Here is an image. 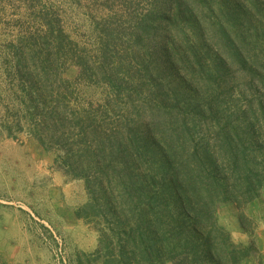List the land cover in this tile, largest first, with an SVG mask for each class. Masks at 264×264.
Segmentation results:
<instances>
[{"label": "trees", "instance_id": "1", "mask_svg": "<svg viewBox=\"0 0 264 264\" xmlns=\"http://www.w3.org/2000/svg\"><path fill=\"white\" fill-rule=\"evenodd\" d=\"M144 1L148 8L142 15H129L124 21L133 8L127 3L123 23L105 20L103 26L100 24L98 61L97 57L96 61L86 57V47L79 45V55L67 49L65 43L74 41L57 16L49 13L41 19L46 32L43 41L29 46L15 63L9 62L11 70L27 85V89L23 84L21 87L19 109L26 115L24 122L18 119L19 123H24L45 150L59 152L55 164L65 175L85 179L89 190L98 184L105 198L113 194L112 177L124 170L116 152L125 153L133 137H129L124 119L112 125L103 122L110 111L94 112L93 105L79 109L72 83L63 76L68 66L79 68V81L86 84L102 79L108 93L116 98H122L124 90L128 99L140 98L141 87L147 84L137 78L138 84L129 80L131 69L137 65L123 63L124 56L115 50L132 30L127 47L137 48L145 59L152 56V50L164 51L175 76H182L184 88L206 85L216 97L221 81L233 69L246 67L251 49L247 41L254 0ZM138 66L146 78L152 77L149 63ZM125 67L127 73L119 71ZM176 89L179 96L181 90ZM164 120L157 115L151 124L156 129ZM219 132L224 136L223 165L207 143L209 146L201 149L196 146L185 164L182 160L178 167H169L172 182L177 184L170 195L177 203H87L77 212L79 219L95 224L99 233L97 249L86 254L88 264H242L255 258L254 245L236 243L219 214L231 205L242 210L260 197L264 190V146L256 144L253 137L236 136L237 127L226 125ZM187 135L184 139L194 140L191 132ZM238 219L243 223L244 215Z\"/></svg>", "mask_w": 264, "mask_h": 264}, {"label": "rangeland", "instance_id": "2", "mask_svg": "<svg viewBox=\"0 0 264 264\" xmlns=\"http://www.w3.org/2000/svg\"><path fill=\"white\" fill-rule=\"evenodd\" d=\"M127 3L133 7L128 14L124 9ZM252 3L248 64L228 72L216 97L206 85L203 89L184 88L182 76H175L164 51L152 50V56L145 59L137 48L127 47L132 30L115 50L124 56L123 63L137 65L129 80L138 84L137 78L147 84L141 87L140 98L128 99L125 90L122 98H116L99 78L93 85L81 82L76 66L63 72L72 83L79 109L93 105L94 112L110 111L103 122L112 125L124 119L129 137H133L125 153L116 152L124 170L112 177L113 194L105 198L98 184L89 190L85 179L65 175L55 164L59 152L45 150L26 130V114L19 107L22 84L27 85L9 62L26 54L36 41H43L46 32L41 19L49 13L57 16L74 41L65 43L67 49L79 55V45L86 47V57L98 61L100 24L105 20L121 24L124 11L126 21L129 15H142L148 4L144 0H0V264H88L86 254L97 249L99 233L95 224L77 217L87 203H177L170 195L177 184L172 182L169 167H178L182 160L185 164L196 146L209 145L223 165L224 136L219 131L226 125L237 127L236 136L253 137L256 144L264 146V0ZM148 63L152 77L146 78L138 64ZM126 67L119 71L127 73ZM158 84L164 87L158 88ZM176 88L182 91L179 96ZM157 115L165 120L154 129L151 119ZM188 132L194 140L184 139ZM241 214L243 223L238 219ZM219 218L236 243L254 245L255 258L242 264H264V190L242 210L235 205L223 208Z\"/></svg>", "mask_w": 264, "mask_h": 264}, {"label": "crops", "instance_id": "3", "mask_svg": "<svg viewBox=\"0 0 264 264\" xmlns=\"http://www.w3.org/2000/svg\"><path fill=\"white\" fill-rule=\"evenodd\" d=\"M262 248H264V241H263V245H262Z\"/></svg>", "mask_w": 264, "mask_h": 264}]
</instances>
